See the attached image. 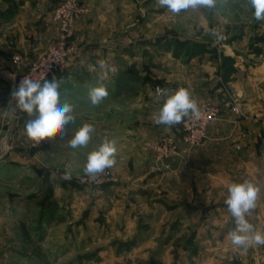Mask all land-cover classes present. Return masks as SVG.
<instances>
[{"label":"rangeland","instance_id":"374dc122","mask_svg":"<svg viewBox=\"0 0 264 264\" xmlns=\"http://www.w3.org/2000/svg\"><path fill=\"white\" fill-rule=\"evenodd\" d=\"M8 1L9 11L0 13V30L13 40L16 25L24 29L30 26L27 21H36L50 39L46 50L56 42L52 13L63 0H26L32 8L48 9L46 22L30 19L31 10L18 6L23 0ZM79 2L87 13L76 19L91 16L95 22L91 41L111 50L103 52L110 59L106 64L118 70L102 81L109 95H155L157 87L171 93L172 84L185 87L191 73L205 74L201 66L207 65H215L224 81L237 70V61L253 56V24L258 21L247 0H217L212 9L179 15L161 8L157 0H96L90 7ZM76 54L77 49L68 65ZM68 65L49 80L67 78ZM15 66L11 82L3 83L0 91V141L15 120L13 150L0 163V264H241L245 254L248 262L264 264V246L244 251L231 244L228 233L235 228L231 214L217 217L202 209L200 198L186 196L184 160L179 163L180 182L173 174L177 159L160 163L149 147L144 159L150 169L141 157L118 154L115 166L106 169L96 184L85 175L87 154L123 124L115 112L112 120L107 118L109 108L121 109L117 102L78 111L63 140L34 145L24 131L27 114L5 115L12 82L21 73ZM97 83L81 88L73 81L59 82V92L85 95ZM67 98L61 96V102H70ZM83 123L95 128L91 141L86 147L70 148L67 140ZM181 124L176 133L165 136L178 139ZM208 219H219L222 226ZM223 237L228 238L226 243ZM225 254L227 258L222 257Z\"/></svg>","mask_w":264,"mask_h":264},{"label":"crops","instance_id":"0c3cea01","mask_svg":"<svg viewBox=\"0 0 264 264\" xmlns=\"http://www.w3.org/2000/svg\"><path fill=\"white\" fill-rule=\"evenodd\" d=\"M8 2L7 0L3 3L0 0V13L6 15L9 11L10 7L6 5L9 4ZM14 2L17 3V0ZM82 2L90 7L91 4L95 5L96 0H82ZM19 5L20 9L31 10L30 19L43 18L42 21H48L46 18L48 9L43 11L44 8H32L26 0L18 3ZM34 22L36 21H27L30 26L24 29L16 25L17 34L15 33L13 40L4 30H0V91L4 88L2 84L10 83L15 74L13 56L19 53L25 61H34L48 46L50 39L43 29L44 25H36ZM75 27L73 43L77 54L68 65L70 72L66 74L67 78L64 77L59 82L73 81L83 88L89 83L98 82V78L102 75L99 62L110 61L108 55L103 52L111 50L106 45L91 41L95 22L90 15L77 18ZM193 62L188 65L189 71ZM237 64V70L226 75L224 81L217 75L215 65H211V68L210 65L201 66L206 75L199 76V73L196 75V72H193L187 79L185 88L192 93L198 105L211 103L217 106L220 119L209 128L208 138L203 147L188 149L181 146L182 158L173 162V174L177 182H180L179 163L184 160L187 163L185 171L188 172V183L185 181L186 196L190 195L192 200L200 198L203 210L216 213L219 215L217 217L223 218L229 213L224 204L228 195L227 186L244 180L253 182L260 187L261 194L257 207L246 216V219L264 232V21L253 24V56H247L244 61H237ZM139 85L138 83L137 91ZM178 88H180L178 85L175 87L172 84L170 90L174 91ZM61 96L68 97L69 103L74 106L75 116L78 111L92 107L88 94L77 92V95H70L72 98L69 95ZM147 98L153 102L147 101ZM155 101V95H109L101 103L110 105L117 102L116 104L121 107L116 111L109 108V113L107 112V118L110 120L115 113L123 118V124L116 135L112 134L110 137L117 142L116 157L118 154L141 157L144 164H147L146 169L151 168V163L144 159L145 156H149L148 147L162 136L177 132L176 125L170 128L156 125L151 119L153 113L161 107L163 98L159 105L155 104ZM234 107H238L240 114L233 113ZM207 221L222 226L219 219ZM231 221L235 227L234 220ZM221 240L226 243L228 238L223 237ZM222 257L227 258L228 254ZM248 260L246 254L240 257L241 264H251L252 262Z\"/></svg>","mask_w":264,"mask_h":264},{"label":"clouds","instance_id":"9594fccd","mask_svg":"<svg viewBox=\"0 0 264 264\" xmlns=\"http://www.w3.org/2000/svg\"><path fill=\"white\" fill-rule=\"evenodd\" d=\"M217 0H157L161 8L179 15L181 12L200 8L212 9ZM254 10L256 21H264V0H247ZM222 38V37H221ZM102 75L98 78L96 86L91 87L88 98L92 106H99L109 96V90L102 82L109 72L117 73V69L99 62ZM59 81L53 76L51 80L32 79L25 76L17 87L10 93L9 105L5 108V115L15 117L18 113H26L30 118L25 121V135L40 145L46 139L59 138L63 140L67 126L74 123V106L67 102H61ZM157 102L163 98L159 110L153 113L151 119L156 125L172 127L181 124L186 118H201V110L198 101L185 87H180L171 92L168 89L157 87L154 91ZM95 128L90 123H83L70 139L67 140L70 148L86 147L92 139ZM116 140L105 136L101 142L87 154L83 167L85 175L93 182L102 175L106 169L116 164L117 147ZM71 179L70 174H66ZM228 195L224 200L228 212L234 220L235 228L228 233L231 244L247 251L253 246H264V232L251 224L246 216L257 207L261 189L249 180L233 182L227 186Z\"/></svg>","mask_w":264,"mask_h":264},{"label":"built area","instance_id":"2783aa9c","mask_svg":"<svg viewBox=\"0 0 264 264\" xmlns=\"http://www.w3.org/2000/svg\"><path fill=\"white\" fill-rule=\"evenodd\" d=\"M87 13L79 0H63L52 13V20L58 28V37L43 54L36 60L25 63L20 57H14L13 62L21 70L12 82L11 89L19 85V82L28 76L43 82L55 73L61 72L73 59L76 47L73 45L75 36L74 21L78 15ZM201 118H186L181 124L180 137H161L151 144L149 148L156 155L160 163L168 164L175 159L182 158V148H201L208 138L209 128L220 119L218 107L212 104L200 105ZM233 113L240 114L238 107L233 108ZM96 184V182H95Z\"/></svg>","mask_w":264,"mask_h":264},{"label":"water","instance_id":"95a60500","mask_svg":"<svg viewBox=\"0 0 264 264\" xmlns=\"http://www.w3.org/2000/svg\"><path fill=\"white\" fill-rule=\"evenodd\" d=\"M15 120H13L0 141V163L10 154L13 150L11 146L12 134L14 131Z\"/></svg>","mask_w":264,"mask_h":264}]
</instances>
